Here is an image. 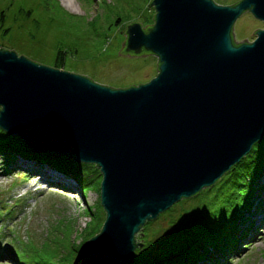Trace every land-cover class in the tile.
<instances>
[{
	"label": "water",
	"instance_id": "95a60500",
	"mask_svg": "<svg viewBox=\"0 0 264 264\" xmlns=\"http://www.w3.org/2000/svg\"><path fill=\"white\" fill-rule=\"evenodd\" d=\"M149 5L153 25L126 24L118 52L157 57L145 83L111 87L0 47V128L102 174L105 219L79 264H132L146 221L211 186L264 138V28L252 41L233 32L245 11L264 23V0Z\"/></svg>",
	"mask_w": 264,
	"mask_h": 264
},
{
	"label": "rangeland",
	"instance_id": "374dc122",
	"mask_svg": "<svg viewBox=\"0 0 264 264\" xmlns=\"http://www.w3.org/2000/svg\"><path fill=\"white\" fill-rule=\"evenodd\" d=\"M19 1L14 0V6ZM58 1L74 15H61L52 8V13L39 21L44 32L38 36L39 40L35 39L41 41L42 47L38 45L39 49L34 52L31 49L32 53L19 47L18 55L25 53L32 60L50 65L58 47L56 42L61 39V48L66 51L65 70L86 75L95 82L127 87L145 83L157 74L155 55L118 54L126 39V24L139 22L143 27L151 24L146 22V17L150 20L154 14L149 5L151 0H63L70 3L72 10L62 0ZM215 1L231 4L236 0ZM23 22L32 28L31 20ZM262 28L264 23L245 11L235 20L233 32L237 42L252 41L256 37L252 33ZM3 161L0 156V250L4 251L0 264H20L14 253L22 262L53 264L58 255L75 248L82 238L79 231L90 219L89 229L97 224V218H103V224L105 212L99 199L101 178L97 179L93 172L89 174L91 183L83 197L72 182L54 185L57 184L54 179V184L46 183L47 174L53 175L49 171L44 170L43 176L25 174L27 167L9 168ZM243 182L226 172L211 186L181 198L155 219L148 220L141 240L137 235L138 242L142 243L140 249L152 250L164 245L180 249L184 242L197 237L206 242L218 240V234L209 236L204 231H213L215 224L232 225L247 200L244 197L247 187L237 186ZM257 184L264 186V177ZM87 205L91 212L85 210ZM254 207L255 204L247 214L255 220L254 226L225 264H264V208L251 215ZM244 228L245 224L239 226L237 236L244 234ZM223 234L225 231L220 233ZM136 250L133 253L138 257Z\"/></svg>",
	"mask_w": 264,
	"mask_h": 264
},
{
	"label": "trees",
	"instance_id": "16d2710c",
	"mask_svg": "<svg viewBox=\"0 0 264 264\" xmlns=\"http://www.w3.org/2000/svg\"><path fill=\"white\" fill-rule=\"evenodd\" d=\"M1 1L0 47L13 49L16 52H18L17 49L19 47L27 53H32L39 49L41 41H38V36L44 32L39 27V21L49 16V14L52 13V8H55L57 12H61V15H63V13L67 16L74 15L66 11L60 5L58 0H20L16 6H14V0ZM238 1L239 0H236L231 4ZM215 2L219 3L217 1ZM39 14L41 15L39 16ZM30 20L32 28L29 27L30 24H25L23 22H28ZM146 22H151V24L148 25H153V16L150 20L146 17ZM109 27L110 26H108V28ZM35 37L38 38L37 41ZM234 40H236L235 36ZM56 43L58 47L54 52L50 65L66 69L64 60L66 51L61 48V39ZM25 55L28 56L27 54ZM148 55L154 56L153 54ZM0 156L4 160L3 163H5L9 168L10 166L16 167L18 165L27 167L24 171L25 174L32 173L37 176H43V173H45L44 170L49 171L53 175L48 177L49 174H47L46 183L48 184H54V179L57 183L54 185H58L59 182H72L75 189L80 191L83 197L88 185L91 183L89 180L90 172H93L97 179L100 180V178H102V174L96 164L79 162L74 160V158L68 157L65 154H58L53 150H31L21 138L10 135L1 128ZM228 172L231 177L233 176L237 180H244L243 183L237 184V186L247 187V191L244 196L247 200L244 203L242 212L237 215L232 225H218L214 223L216 228L213 231L210 229L204 231L205 233H209V236H215L218 234V240L206 242L205 240L203 241L202 237H197L196 239L192 238V241L184 242L180 249L176 248L175 250L167 248L165 245L152 250H146L144 247L140 249L138 248L139 246H137L135 249L138 251V257H136L133 253L134 260L132 264H225L229 255L237 251L238 246L240 245L239 241L246 238L248 231L255 222V220L251 218L250 214L247 215L250 213L253 205L255 204V209L251 215L263 211L264 208V195L262 193V188L264 186H259L257 184L260 178L264 177V138L254 143L251 150L238 163L232 166ZM258 199L259 201H256ZM87 209L91 212L90 206L87 205L85 210ZM91 220L92 219H90L89 222H91ZM97 220V224L92 226L90 229L88 227L89 222L81 228L79 233L82 235V238L75 245L77 250L74 248L70 249L67 253H61L57 256L55 259L56 262L53 264H79L81 245L87 239L97 234L101 229L103 218L101 220L97 218ZM147 223L148 221H146L141 227L139 231L141 234H145ZM243 224H245V228L243 230L244 234L237 236L239 226ZM218 226L221 227L217 228ZM207 227L208 226H205V228ZM224 231L225 234L220 235V233ZM189 236L191 237L190 234ZM139 237L141 240V236ZM175 241L178 242V240ZM245 247L246 246L243 248ZM3 253L4 251L0 250V256L3 255ZM14 258L20 264H30L29 262H22L15 253Z\"/></svg>",
	"mask_w": 264,
	"mask_h": 264
},
{
	"label": "bare ground",
	"instance_id": "6f19581e",
	"mask_svg": "<svg viewBox=\"0 0 264 264\" xmlns=\"http://www.w3.org/2000/svg\"><path fill=\"white\" fill-rule=\"evenodd\" d=\"M62 2H63V5H65L68 9H71V10H72V8H71V6H70V3L68 4V3H66V2L63 1V0H62Z\"/></svg>",
	"mask_w": 264,
	"mask_h": 264
}]
</instances>
